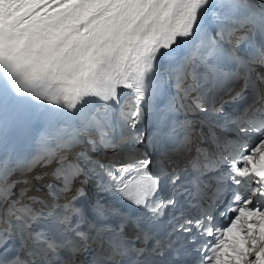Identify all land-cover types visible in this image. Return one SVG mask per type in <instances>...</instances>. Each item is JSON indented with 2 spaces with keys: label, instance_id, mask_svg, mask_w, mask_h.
Listing matches in <instances>:
<instances>
[{
  "label": "snow or ice",
  "instance_id": "obj_1",
  "mask_svg": "<svg viewBox=\"0 0 264 264\" xmlns=\"http://www.w3.org/2000/svg\"><path fill=\"white\" fill-rule=\"evenodd\" d=\"M55 4L49 12L52 5L46 0H0V80L18 96L67 110L76 128V134L61 140L58 151L37 161L41 166L56 162L51 177L61 181L62 187L51 184L49 188L57 198L64 195L65 203L34 210L21 204L23 195L13 200L16 182L7 184L0 169V208L7 205L6 213L0 215V264H54L53 257L72 236L99 244L101 251L92 264H121L118 258L130 253L146 256L144 264H171L156 259L164 255L161 241L149 248L154 240L149 224L164 214L165 206L176 203L155 198L161 175H169L176 185L181 174H168L163 167L153 173L149 170L153 161L147 154L117 164L94 159L89 153L119 147L111 131L116 112L133 130L132 143L144 142L141 102L155 95L159 60L171 57L184 45H191L193 57L211 69L202 83L195 63L178 71V88L184 98L197 92L189 110L194 106L214 113L218 126L238 134L234 141L238 150L228 152L233 141L227 139H217L212 153L195 147L196 155L189 161L194 175L191 194L202 200L213 185L201 178L213 173L216 192L212 206L226 201L217 214L224 219L218 221L217 215L205 209L196 217L185 218L179 230L190 234L187 239L201 254L199 264H264V0H55ZM209 16L218 25L215 35L205 29ZM255 36L260 38L258 44L253 43ZM244 42L253 50L246 56L237 55L235 49ZM225 52L239 65V71L223 73L215 64H207ZM189 76L193 84L184 87ZM237 81H242L239 88ZM209 84L213 86L206 87ZM249 94L262 106L255 110L250 106L235 118L229 117L226 105ZM125 96L131 97L127 103ZM89 104L94 108L88 109ZM190 133L188 122L182 147L189 151L194 143ZM81 143L88 148L69 159L71 149ZM31 167L27 164L24 170ZM95 176L151 216H126L97 200L90 208L93 219H89L86 209L76 203L84 196L83 189L73 193V187L75 181L86 184ZM35 179H43V175ZM251 218L258 219L253 222ZM13 220L27 230L32 259L5 258L17 227ZM43 220L49 227L33 230ZM130 229L139 231L130 235ZM138 240L143 248L136 247ZM80 247L75 243L73 250ZM252 253L255 260L248 261Z\"/></svg>",
  "mask_w": 264,
  "mask_h": 264
},
{
  "label": "bare ground",
  "instance_id": "obj_2",
  "mask_svg": "<svg viewBox=\"0 0 264 264\" xmlns=\"http://www.w3.org/2000/svg\"><path fill=\"white\" fill-rule=\"evenodd\" d=\"M46 2L52 5V7H50V8L48 9V11H49V12L53 11V9H54L55 6H56V4H55V0H46ZM209 20H210V16L207 18L205 25H208V24H209ZM181 48H182V49H179V51L181 52V55H182V57H183L184 60H185V59L189 56V54H188V52L185 50L184 47H181ZM182 52H184V53L182 54ZM20 99L23 100L22 96H20ZM24 110H25V109H23V108H19V110H17V112H16V116H17V117H20V116H21V117L26 118V119L28 120L29 117H28V115L26 114V112H25ZM9 112H10V114L12 115L10 108H9Z\"/></svg>",
  "mask_w": 264,
  "mask_h": 264
}]
</instances>
